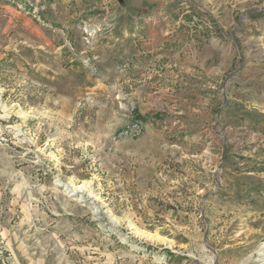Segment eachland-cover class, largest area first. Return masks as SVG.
<instances>
[{"label":"rangeland","instance_id":"1","mask_svg":"<svg viewBox=\"0 0 264 264\" xmlns=\"http://www.w3.org/2000/svg\"><path fill=\"white\" fill-rule=\"evenodd\" d=\"M0 264H264V0H0Z\"/></svg>","mask_w":264,"mask_h":264},{"label":"crops","instance_id":"2","mask_svg":"<svg viewBox=\"0 0 264 264\" xmlns=\"http://www.w3.org/2000/svg\"><path fill=\"white\" fill-rule=\"evenodd\" d=\"M208 57H209V55H207V54H202V56L201 57H199V61H205V60H207L208 59ZM212 70V69H211ZM210 71V70H209Z\"/></svg>","mask_w":264,"mask_h":264},{"label":"built area","instance_id":"3","mask_svg":"<svg viewBox=\"0 0 264 264\" xmlns=\"http://www.w3.org/2000/svg\"><path fill=\"white\" fill-rule=\"evenodd\" d=\"M137 129H138V126L134 125L133 130H137Z\"/></svg>","mask_w":264,"mask_h":264}]
</instances>
